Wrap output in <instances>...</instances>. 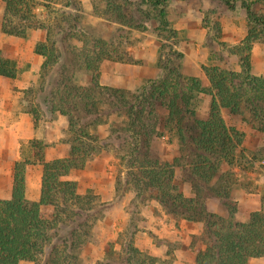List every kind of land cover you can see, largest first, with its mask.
<instances>
[{
	"label": "trees",
	"instance_id": "16d2710c",
	"mask_svg": "<svg viewBox=\"0 0 264 264\" xmlns=\"http://www.w3.org/2000/svg\"><path fill=\"white\" fill-rule=\"evenodd\" d=\"M141 1L156 23L157 37L170 43L159 48V76L131 90L99 82L103 60H132L129 54L113 48L114 35L107 41L92 38L90 30L82 32L78 12L55 9L40 0H2V33L25 37L33 29L46 31L45 40L33 48L44 61L38 82L24 90L30 96L25 111L34 125L46 114L52 118L64 116L68 151L63 157L45 160L44 144L33 138L29 140L31 155L14 162L10 197L0 199V264H83L81 253L91 239V226L104 202L92 190L78 191L77 181L68 176L104 150L119 160L115 194L124 187L133 189L135 198L148 195L176 218L201 226L203 248L196 252L193 264H250L251 259L264 257V201L247 220L235 219L237 205L230 196L234 180L231 167L243 134L227 126L222 115V109L233 115H247L252 128L264 133V76L253 74L250 64L252 44L264 37V13L257 12L254 3L243 4L247 33L236 52L245 53L239 57L241 69L203 65L210 84L206 87L200 79L186 76L180 69L183 53L176 48L178 33L167 18L169 0ZM218 1L229 9L234 7V0ZM39 6L50 14L59 12V23H44L35 11ZM122 23L140 25L132 16ZM71 39L81 41V49L69 48ZM215 39L223 45L219 38ZM89 43L91 47H87ZM165 46L169 49L164 52ZM18 73L15 55L0 49V76L15 78ZM84 76L87 82H83ZM197 93H210L212 97L203 118L193 121L189 141L194 155L188 169L193 176L191 195L184 196L174 182L175 163L151 155V141L157 134V107L166 110L165 125L174 126L183 136L181 123L185 114L194 116L189 105ZM99 125H107L104 137L96 132ZM36 163L41 164L39 196L28 201L25 170ZM200 182L212 183L204 186ZM209 190L212 194H208ZM212 197L220 201L221 214L208 209L207 201ZM134 230L128 224L121 259L111 257L115 252L106 251L96 264H154V256L133 245Z\"/></svg>",
	"mask_w": 264,
	"mask_h": 264
},
{
	"label": "rangeland",
	"instance_id": "374dc122",
	"mask_svg": "<svg viewBox=\"0 0 264 264\" xmlns=\"http://www.w3.org/2000/svg\"><path fill=\"white\" fill-rule=\"evenodd\" d=\"M40 2L51 4L55 9L78 12V21L84 29L82 32L90 30L92 38L103 41L114 35L113 48L132 57L131 61L103 60L99 65L101 84L132 90L145 80L159 76V48L161 44L168 45L170 41L157 37L156 23L154 19H150L152 17H149L147 6L141 0ZM244 3H254L255 10L264 13V0H234V7L231 9L218 0L168 1L166 14L178 33L176 48L183 53L180 69L184 75L196 77L204 86L209 87L203 65H217L232 71L241 69L239 57L245 53L238 55L236 52L240 50L237 48L243 43L247 33ZM35 11L47 25L59 23V12L50 14L41 6ZM2 12L3 3L0 0V18ZM130 16L135 22H140V25L128 26L122 23ZM86 36L89 41L93 40ZM216 37L223 45L216 42ZM9 38L8 50L15 55L19 67L15 78L26 82V87L6 83L0 85V199L10 197L14 162L22 156L29 157L33 152L29 144L30 139L42 141L45 146V160L63 157L68 151L65 142L67 122L64 116L57 115L52 118L46 114L40 116L34 125L31 115L25 111L30 105V96L24 90L38 82L44 61L42 56V63L32 66L34 60L31 48H34L37 42L45 40L46 31L33 29L25 37L11 35ZM1 42L3 43L4 39L0 35ZM68 42L69 48L75 46L81 49L83 46L81 41L71 39ZM91 46L92 43H89L87 47ZM168 49L169 47L165 46L164 52ZM250 64L253 74L264 76V37L252 44ZM83 78V82L88 81L87 77ZM211 97L210 93H197L191 100L189 108L194 112V116L185 114L181 123L183 136L179 135L174 126L165 125L166 110L161 107L156 109L157 134L151 141V155L160 161L175 163L174 182L184 196L191 195L193 176L188 169L194 155L189 141V136L193 133V121L203 118L209 109ZM222 115L227 126L243 134L235 163L231 167L234 180L231 183L230 196L237 205L235 219L245 221L264 201V133L252 128V121L247 115H233L226 109H222ZM96 132L104 137L108 132L107 125H99ZM119 167V160L110 151L104 150L89 160L83 168L71 171L68 176L77 181L78 191L92 190L100 196L101 202H104L98 211V218L91 226V239L83 248L81 262L96 264L106 251L115 252L111 257L121 259L124 255L122 243L127 241L124 232L128 224H131L135 229L131 239L133 245L154 256V264H193L196 252L203 248L200 239L201 226L176 218L166 212L155 199L147 197L148 195L143 199L135 198L133 189L124 187L123 191L120 190L116 195L114 185ZM224 168L223 166L221 170L224 171ZM40 176L41 164L26 166L25 195L28 201H35L39 196ZM211 183L200 185L209 186ZM208 194H212V191L209 190ZM207 206L212 212L222 213L223 207L215 197L208 199ZM192 223L197 226V230L193 231ZM19 264L34 263L24 261ZM250 264H264V257L253 258Z\"/></svg>",
	"mask_w": 264,
	"mask_h": 264
},
{
	"label": "crops",
	"instance_id": "0c3cea01",
	"mask_svg": "<svg viewBox=\"0 0 264 264\" xmlns=\"http://www.w3.org/2000/svg\"><path fill=\"white\" fill-rule=\"evenodd\" d=\"M0 35L4 39V42L0 43V49H5V50L10 49L9 44H8V41H9L8 39H10L9 37H11V35H6V34L2 33L1 31H0ZM5 37H7L6 40H5ZM31 53H32L33 60H34L32 66L40 65V63H42V61H43V58L41 55H39L33 51V46L31 48ZM254 54H255V49L252 50V55H254ZM5 83L16 85V86L21 87V88L26 87V82L22 81L21 79L17 80V78H6V77L0 76V85L3 86ZM21 135H24V134H21ZM29 137H30V135H29ZM263 189H264V187H263ZM192 228H193V231H195V229L197 230V226H195L194 223H192Z\"/></svg>",
	"mask_w": 264,
	"mask_h": 264
}]
</instances>
